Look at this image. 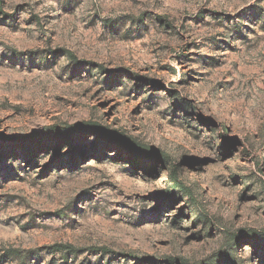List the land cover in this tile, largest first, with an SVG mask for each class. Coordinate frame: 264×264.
Returning a JSON list of instances; mask_svg holds the SVG:
<instances>
[{"label": "rangeland", "instance_id": "374dc122", "mask_svg": "<svg viewBox=\"0 0 264 264\" xmlns=\"http://www.w3.org/2000/svg\"><path fill=\"white\" fill-rule=\"evenodd\" d=\"M0 264H264V0H0Z\"/></svg>", "mask_w": 264, "mask_h": 264}, {"label": "trees", "instance_id": "16d2710c", "mask_svg": "<svg viewBox=\"0 0 264 264\" xmlns=\"http://www.w3.org/2000/svg\"><path fill=\"white\" fill-rule=\"evenodd\" d=\"M108 74L110 75L109 72H108ZM12 140H14V139H12ZM131 148H132V151H135V152L144 153V154H148V155L151 154V155L160 156V157L163 156V153H161V152H159L153 148H150V147L133 144ZM180 187L183 188L182 186H180ZM103 252H105V251H103Z\"/></svg>", "mask_w": 264, "mask_h": 264}]
</instances>
